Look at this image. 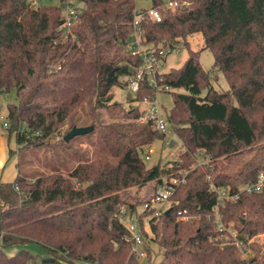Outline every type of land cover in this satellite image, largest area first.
Segmentation results:
<instances>
[{
	"label": "trees",
	"instance_id": "16d2710c",
	"mask_svg": "<svg viewBox=\"0 0 264 264\" xmlns=\"http://www.w3.org/2000/svg\"><path fill=\"white\" fill-rule=\"evenodd\" d=\"M77 1L78 41L55 43L61 4L0 0V96L16 95L6 106L8 125H0L8 136L15 135L18 146L10 152L19 154L17 176L0 180V264H35L28 249L14 255L4 250L31 242L46 249L44 260L57 264H141L135 240L118 218L123 206L139 214L148 264H264V240L258 238L264 234V185L259 191L245 189L264 173V0H187L180 10L161 8L160 20L140 19L143 45L174 47L194 33L204 39L201 49H190L181 67L164 73L173 104L163 112L184 151L171 163L151 166L143 158L147 145L166 134L154 129L151 120H139V106L125 108L113 91L126 88L129 103L153 94L147 79L135 93L128 86L143 61L127 46L136 1ZM162 4L153 0L154 7ZM205 48L212 51L213 67L224 73L228 89H217L201 65ZM85 104L92 110L89 124L98 134L96 148L82 141L88 158L59 167L62 151L72 147L64 135L76 126ZM101 108L107 120L100 118ZM58 137L60 162L21 170L17 148L53 146ZM200 151L209 161L196 166ZM103 155L118 161L101 160ZM181 169L187 173L170 197L169 211L137 209L149 201L141 188L149 182L157 188ZM211 182L238 194L219 204L217 214L226 227L233 223L238 239L252 249L248 259L232 238L221 243ZM180 212L192 218L183 220Z\"/></svg>",
	"mask_w": 264,
	"mask_h": 264
},
{
	"label": "rangeland",
	"instance_id": "374dc122",
	"mask_svg": "<svg viewBox=\"0 0 264 264\" xmlns=\"http://www.w3.org/2000/svg\"><path fill=\"white\" fill-rule=\"evenodd\" d=\"M31 1H32V5H35V6L41 5V4L42 5L43 4H57V5L61 4L59 0H31ZM135 1H136V8L153 7V0H135ZM162 1L165 5H167L170 0H162ZM203 45H204V39L200 33H194L192 35H189L188 42H186V44L182 41L179 45H176L175 51H172L165 55V57L161 61V71L167 72L171 68L181 67L184 64L187 57L189 56L190 49L199 50L203 47ZM199 60L203 68L207 69L210 72L211 81L217 89L226 90L229 88V85H228V82H227V79L224 73L220 72L218 69L213 67L214 56L210 49L208 48L203 49L200 53ZM121 79L122 81H124L127 79V76H121ZM113 91H114L115 100L121 101L123 105L125 106V108H129L131 106H139L141 111H145V109L146 111L148 110L149 105L145 102L135 101V102L129 103L127 101L128 90L126 88L115 86ZM15 100H16L15 92L2 94L0 96V106H1L0 112L6 115L7 103L13 102ZM159 100L162 105V110H164V108L165 110L167 109L169 110L173 104V96L170 92L161 93L159 95ZM91 111L92 110L89 108V106L85 104L83 108L79 110L75 118V121H74L75 125L76 126H92L89 124V121L91 120V116H90ZM99 111H100V118L104 120H107L109 118L106 109L101 108L99 109ZM65 130L66 128L65 129L63 128L61 134L64 133ZM171 133H172V138L176 141L175 143L168 144L165 138L161 140H156L151 144V146L154 148V152L151 153V160L145 162L147 166H151L152 164L157 163L158 161H160L161 163L162 162L171 163L170 161L176 159L179 156V154L183 152L182 147L178 144L182 142L181 139L175 133H173V130H171ZM61 134L59 135V137L61 136ZM65 135H64V138H65ZM59 137L52 140L54 142L53 146H46L44 144L36 145V146L22 145L21 147L17 148L21 154L20 156L21 170L24 173H26L31 170L35 171V170L46 168L45 163L47 162L50 164H55V163L60 162V158H58V154H56V152L60 153L59 151L60 145L56 144ZM13 138H14L15 147H17L18 144L16 142L15 135L13 136ZM96 139H98V134H97V131L93 129L88 131L87 133L77 134L71 137L69 139L70 140L69 145H71L72 147H69V148L67 147L66 150L62 151L63 154H62L61 163H59L58 166L62 168H70L76 163L78 158H80L81 160H86L88 158V156H86V150L89 151V148L85 149L86 144L81 143V142L86 140L89 144L93 143L90 146V149L92 150L96 148V145H94L96 144L95 142ZM103 159L113 161V162L118 161L117 157H111L109 155H103L101 157V160ZM197 160L202 161V162H208L209 157L205 156L204 154L203 155L201 154L197 156ZM15 171H16V166L14 163L12 165L6 166L4 169V172L6 173V177L7 178L10 177V180L14 178ZM182 171H185V170H182ZM155 189L156 187H154V184L152 182H149L147 185L141 188L140 193L150 198V196L153 194ZM166 204L168 203L166 202ZM143 205L144 204L139 205L137 209L139 210L144 209ZM143 216L142 218H144ZM232 225L233 223H230V226ZM143 229L145 230L148 229V223L143 226ZM220 236L223 237L224 239L227 238V235L225 233H221ZM258 238L261 241L264 240V234H260ZM254 239L251 238L249 240V243L254 241ZM221 243L224 244V242H221ZM21 248L28 249L29 251L34 253L36 257L35 264H57L55 261L44 260L45 256H47V251L41 244L36 243V242L27 243L23 246L10 245V246L4 247V250L8 255H14ZM152 250L155 255L157 252V246H155V244L152 245ZM252 253L253 252L251 250H247V255L251 256ZM142 258L143 259L141 261V264H148L145 256H143ZM63 264H96V263L87 262L84 260H78V261H75V263L63 262Z\"/></svg>",
	"mask_w": 264,
	"mask_h": 264
},
{
	"label": "built area",
	"instance_id": "2783aa9c",
	"mask_svg": "<svg viewBox=\"0 0 264 264\" xmlns=\"http://www.w3.org/2000/svg\"><path fill=\"white\" fill-rule=\"evenodd\" d=\"M188 4L187 0H170L167 5L164 3L157 7L151 8H135L134 10V21H133V31L127 41V46L133 54H140L142 56V63L137 68V71L133 76L129 78V90L135 93L139 90L142 84V80L147 79L150 86L153 88V94L151 96H145L141 102H145L149 105L148 110L142 111L143 114L139 120L146 121L151 120L154 129L166 134V142L168 144H173L176 141L172 138V125L162 110V105L159 100V95L161 93L170 92L171 87L164 82V73L161 71V61L167 53L176 50L174 47H157L153 45H143L142 44V29L139 24L140 19L143 16H147L154 20L161 19V8H170L172 10H180ZM62 11L60 23L58 25V30L60 31V36L56 39L55 43H64L66 41L77 42L78 36L74 31L75 26L80 22L81 14V3L77 0H63L62 1ZM60 67V66H59ZM0 121L4 126H7L6 115L0 113ZM182 150L184 151L183 144L178 143ZM154 152V148L151 145H147L146 152L143 155L145 161L151 160V153ZM203 155L202 151L198 155ZM197 155V156H198ZM203 163L202 161H195V165ZM181 169L177 175L171 174L163 184L159 185L153 194L150 196L149 201L144 203V209L155 208V214H159L162 210L168 209L170 197L177 190V187L185 180L187 170L182 171ZM264 185V173L260 172L258 179L247 185L245 189L247 190H261ZM210 189L215 190L217 193L218 203L214 206V211L218 213L219 204L223 203L226 199H236L238 194H230L228 186H215L212 182L210 183ZM166 202L168 204H166ZM181 218L183 220L189 221L192 216L181 213ZM118 218L124 223V225L131 232L135 242L134 249L140 257L146 255V252L141 249L142 238L139 233L140 223L139 214L137 212H131L127 206H123L118 212ZM146 219V218H144ZM218 230L227 231L225 233L227 238L219 237L223 242H226L232 238L231 242L242 252V256L248 259L250 256L247 255V250L252 249L245 244L242 240L238 239L237 231L233 226L226 227L220 216L217 214L216 217ZM234 228V229H233Z\"/></svg>",
	"mask_w": 264,
	"mask_h": 264
},
{
	"label": "crops",
	"instance_id": "0c3cea01",
	"mask_svg": "<svg viewBox=\"0 0 264 264\" xmlns=\"http://www.w3.org/2000/svg\"><path fill=\"white\" fill-rule=\"evenodd\" d=\"M15 148L13 136H8L5 128L0 125V180L2 181H11L10 177L7 178L6 173L4 172L5 167L8 165H12L14 163L16 166L14 178L19 173V154L10 152V149L15 150Z\"/></svg>",
	"mask_w": 264,
	"mask_h": 264
},
{
	"label": "water",
	"instance_id": "95a60500",
	"mask_svg": "<svg viewBox=\"0 0 264 264\" xmlns=\"http://www.w3.org/2000/svg\"><path fill=\"white\" fill-rule=\"evenodd\" d=\"M111 79V77H109ZM92 126H74L66 135H65V140L68 141L71 137L77 135V134H83L87 133L88 131L92 130ZM170 209L168 208L166 211H169Z\"/></svg>",
	"mask_w": 264,
	"mask_h": 264
}]
</instances>
